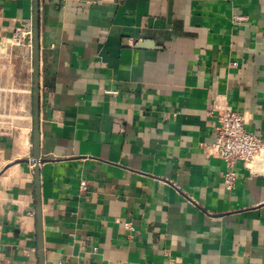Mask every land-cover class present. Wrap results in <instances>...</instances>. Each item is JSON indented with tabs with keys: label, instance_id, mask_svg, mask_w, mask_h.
Listing matches in <instances>:
<instances>
[{
	"label": "crops",
	"instance_id": "crops-1",
	"mask_svg": "<svg viewBox=\"0 0 264 264\" xmlns=\"http://www.w3.org/2000/svg\"><path fill=\"white\" fill-rule=\"evenodd\" d=\"M33 17L0 0V52ZM39 23L44 264H264V164L227 190L203 147L224 109L264 139V0H39ZM10 51L0 264H39L34 49Z\"/></svg>",
	"mask_w": 264,
	"mask_h": 264
},
{
	"label": "built area",
	"instance_id": "built-area-1",
	"mask_svg": "<svg viewBox=\"0 0 264 264\" xmlns=\"http://www.w3.org/2000/svg\"><path fill=\"white\" fill-rule=\"evenodd\" d=\"M2 47V52L7 53L8 48L12 50L18 47L31 51L33 49L31 23L16 27L10 42ZM245 119L243 114L229 109L219 111L214 140L203 146L209 156L219 158L226 164L227 170L223 175V185L227 190H231L235 185L236 165L239 162L250 171L255 164H264V139L245 129ZM81 189H86L85 181H81Z\"/></svg>",
	"mask_w": 264,
	"mask_h": 264
},
{
	"label": "water",
	"instance_id": "water-1",
	"mask_svg": "<svg viewBox=\"0 0 264 264\" xmlns=\"http://www.w3.org/2000/svg\"><path fill=\"white\" fill-rule=\"evenodd\" d=\"M39 0H34L33 17V49H34V84H33V147H34V176L36 188V217L38 234V256L39 264H44L43 253V226L41 215V196H40V172L39 166L42 163L40 158V133H39V111H40V88H39V68H40V43H39Z\"/></svg>",
	"mask_w": 264,
	"mask_h": 264
},
{
	"label": "rangeland",
	"instance_id": "rangeland-1",
	"mask_svg": "<svg viewBox=\"0 0 264 264\" xmlns=\"http://www.w3.org/2000/svg\"><path fill=\"white\" fill-rule=\"evenodd\" d=\"M23 48V47H18ZM8 53L11 55V51L8 48ZM7 52H0V78L2 84L0 85V127L12 126L17 123L18 116H15V113L12 112V99L11 96L17 91V87L12 85L10 79H13V71L9 65V54ZM11 64H13L11 62ZM12 74V76H11ZM2 95V96H1ZM7 95L9 97H5ZM11 104V106H10ZM11 107V108H10Z\"/></svg>",
	"mask_w": 264,
	"mask_h": 264
}]
</instances>
